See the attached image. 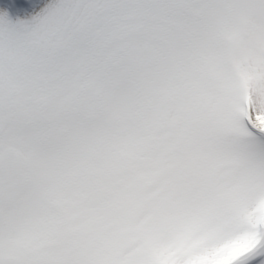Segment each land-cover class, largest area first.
Returning <instances> with one entry per match:
<instances>
[{
	"label": "snow or ice",
	"instance_id": "snow-or-ice-1",
	"mask_svg": "<svg viewBox=\"0 0 264 264\" xmlns=\"http://www.w3.org/2000/svg\"><path fill=\"white\" fill-rule=\"evenodd\" d=\"M0 264H264V0H0Z\"/></svg>",
	"mask_w": 264,
	"mask_h": 264
}]
</instances>
